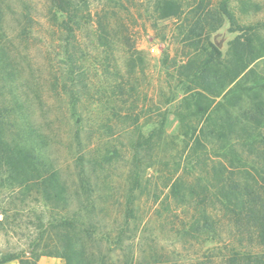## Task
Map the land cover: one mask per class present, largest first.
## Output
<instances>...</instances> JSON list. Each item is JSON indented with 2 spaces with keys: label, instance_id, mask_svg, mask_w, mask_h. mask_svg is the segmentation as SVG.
Returning <instances> with one entry per match:
<instances>
[{
  "label": "rangeland",
  "instance_id": "374dc122",
  "mask_svg": "<svg viewBox=\"0 0 264 264\" xmlns=\"http://www.w3.org/2000/svg\"><path fill=\"white\" fill-rule=\"evenodd\" d=\"M210 1L214 5L220 0ZM87 2L90 17L72 39L61 29L64 14L52 9L50 0H7L8 39L0 54V71L7 68V73H0V103L4 96L21 104L34 131H26L21 143L40 148L43 166L34 170L16 160L13 166L0 168V255L23 253L29 258L34 251L40 255L37 264H65L42 254L54 236L49 222L63 213L65 205L70 211L93 205L91 219L99 222L104 234L122 223L124 205L130 200L143 257L152 261L164 256L187 264L209 244L189 227L196 210L207 203L197 202L187 189L192 177L206 169L200 161L194 160L191 167L183 164L193 141L182 135L177 113L190 112L172 68L166 70L162 64L165 58L168 67L183 60L181 21L158 19L151 0ZM228 3L238 25H256L254 51L262 56L250 67L264 76V0ZM25 11L31 22L22 35ZM221 19L216 30L207 32L205 27L203 35L225 56L234 38L240 35L243 40L251 33L245 36L246 31H235L226 18ZM68 56L74 63L72 74ZM259 98L264 102V92ZM162 113L164 137L160 143L154 137L152 149L139 153L135 186L131 140H137L140 131L146 136L156 130ZM185 124L189 136L194 135L204 118L188 117ZM103 155L106 164L96 166L93 160L100 161ZM178 155L182 165L176 173ZM81 164L88 189L79 180ZM177 177L180 189L172 187Z\"/></svg>",
  "mask_w": 264,
  "mask_h": 264
},
{
  "label": "trees",
  "instance_id": "16d2710c",
  "mask_svg": "<svg viewBox=\"0 0 264 264\" xmlns=\"http://www.w3.org/2000/svg\"><path fill=\"white\" fill-rule=\"evenodd\" d=\"M151 1L158 19L175 18L182 24L183 60L174 61L168 67L165 58L162 64L166 70L172 68L176 88L190 112L188 116L177 113L182 135L193 141L183 164L191 167V162L200 161L206 169L204 174L192 177L187 189L193 191L197 202L207 203L196 210L189 227L209 247L187 264H264V102L259 98L264 92V76L250 67L262 56L254 51L252 32L256 25H238L228 0L214 5L210 0ZM50 3L52 9L65 16L61 29L66 37L74 39L75 31L90 17L87 0H50ZM6 4L7 0H0V54L8 39L4 31ZM21 16L24 25L20 24V33L26 35L31 18L26 11ZM221 18L235 26V31L244 30L245 36L251 33L243 40L240 35L234 38L225 56L209 41L207 34L203 35L205 27L207 32L216 30ZM68 57V73L72 74L74 63ZM6 69L1 68L2 76L7 73ZM21 107L16 99L4 96L0 103V168L3 164L13 166L14 161L20 160L36 170L39 165L43 166L40 148L21 143L26 131L33 130L25 121ZM71 107L74 109L75 105ZM188 117L204 118L197 134L189 136L190 128L185 124ZM132 120V125L137 123V117ZM165 120V113L160 114L156 130L146 136L140 131L137 140H131L135 186L139 183V153L152 149L154 137L162 142ZM106 157L103 155L93 163L103 167ZM176 157L179 158L178 162L174 161L177 173L182 159L179 155ZM82 166L79 180L82 188L88 189ZM172 187L180 189V178L177 177ZM194 190L199 191L194 193ZM127 203L122 223L104 234L99 222L91 219L93 205H78L73 211L65 205L63 213L49 222L50 234L54 236L48 238L42 254L62 259L65 264H182L172 263L164 256L152 261L143 257L138 244V226L134 225L135 207L130 200ZM39 256L34 251L29 258H24L23 253H5L0 255V264L12 261L37 264Z\"/></svg>",
  "mask_w": 264,
  "mask_h": 264
}]
</instances>
